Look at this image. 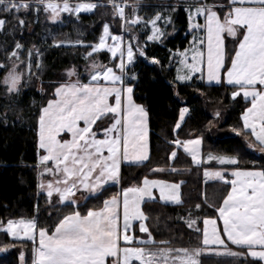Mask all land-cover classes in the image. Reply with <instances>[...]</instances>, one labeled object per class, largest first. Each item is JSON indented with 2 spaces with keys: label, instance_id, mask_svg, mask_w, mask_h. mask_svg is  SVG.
Here are the masks:
<instances>
[{
  "label": "snow or ice",
  "instance_id": "1",
  "mask_svg": "<svg viewBox=\"0 0 264 264\" xmlns=\"http://www.w3.org/2000/svg\"><path fill=\"white\" fill-rule=\"evenodd\" d=\"M99 6L80 0L75 3L73 0H0V14H4L0 17V32L4 31L9 16L16 19L23 30L26 21L19 18L22 10L25 14L34 12L37 20L43 11L49 20L56 22L63 13L79 20L80 13H91ZM107 6L112 7L113 18L119 17L121 32L127 33L128 39L123 34H113L110 25L104 23L98 43L54 42L55 47L66 44L91 48L83 57L91 61L85 65L88 79L83 82L75 68L67 69L66 76L76 79H69L54 88L47 104L41 106L37 121L38 175L39 178L52 177L37 187L46 191L50 208L59 205L72 210L58 217L53 228L39 227L36 218H21L8 219L6 223L0 221V231L13 242L23 238L33 241L32 264H202L200 257L205 253L243 257L245 261L250 257L249 264H264V167L241 168L238 156L209 153L203 157L200 136L169 143L176 149L183 148L197 166L215 161L222 170L205 168L204 176L230 187L217 205L207 203L206 195L204 203L195 205L199 214L207 204L213 208L214 216L201 218L200 215L193 216L189 210L185 223L199 238L195 246L157 248L142 208L150 201L155 202L153 190L159 191L161 201L181 203L179 190L183 182L170 183L145 176L139 184L122 187L121 191L104 199L101 206L87 208L86 213L80 210L81 202L76 198L78 192L88 194L83 196L86 206L87 200L99 198L107 185L121 184L122 165H141L151 158L149 117L147 110L133 100L134 89L128 85L136 81L138 75L135 71L130 73V69L137 56L164 68L157 58L147 55L146 48L149 42H160L165 35L159 22L171 23V17H164L159 11L149 19L138 15V3L129 5L126 0H107ZM127 8H131L130 16L126 14ZM185 11L192 40L183 51L169 49V67L172 61L178 64L170 83L175 86L177 82L191 81L199 73L200 79L203 81L206 76L209 84L231 86L235 89L231 93L232 99L242 95L250 105L241 115L242 127H234L232 131L245 138L249 149L264 153V0H227L219 4L186 0ZM148 28L150 34L141 44L139 35L133 30ZM229 38L234 44L233 54L228 52ZM109 39L111 43H108ZM23 48L17 41L5 61H0V70L5 72L0 86L8 96L19 94L25 76L29 80L33 76L39 79L32 66L35 52L36 68H41L40 50L35 46L29 48L25 61L20 56ZM101 51L110 54L107 63L92 59ZM21 65H25L24 71H21ZM188 112L186 107L180 109L174 134L178 135L177 130L182 127ZM219 117L217 111L214 120L209 122V131L217 126L215 120ZM177 155V150H173L169 159L174 160ZM228 167H231L230 172ZM165 171L178 172L174 167L151 170L153 174ZM54 192L58 195L56 203L52 201ZM134 221L139 224V232L147 234L146 239L135 235ZM159 243L167 245L169 241ZM10 246L0 247V252L7 251ZM230 246L240 251H233ZM21 261H24L23 252Z\"/></svg>",
  "mask_w": 264,
  "mask_h": 264
},
{
  "label": "trees",
  "instance_id": "2",
  "mask_svg": "<svg viewBox=\"0 0 264 264\" xmlns=\"http://www.w3.org/2000/svg\"><path fill=\"white\" fill-rule=\"evenodd\" d=\"M87 1V0H86ZM101 5L89 14H80L79 20L72 15H63L59 24L47 22L46 14L41 11L38 20L34 12L27 14L22 10L21 19L26 21V26L21 30L18 21L13 17H7V24L3 32H0V61H5L7 53H10L19 41L24 48L21 55L25 56L29 48H38L41 68L37 70L35 52L33 53L32 71L39 76H33L31 80L24 79L19 94L6 95L5 89L0 86V221L6 223L8 219L19 220L36 218L39 227L53 228L58 217L67 214L72 209L68 207L50 208L48 197L38 189V147L37 129L38 117L41 106L47 104L52 92L60 83L67 81L66 70L75 68L83 82L88 76L85 72L86 61L84 55L91 51L89 47L82 46H53L54 42L82 40L85 45L97 42L104 23L110 25L113 34L119 35L120 19L113 18V9L107 6V0H90ZM210 0H208V4ZM225 3L227 0H220ZM155 7V6H150ZM172 7V6H170ZM153 17L160 8H146ZM151 10V11H149ZM170 13L171 25L165 29V35L158 43H148L147 55L157 58L164 65L151 64L143 57H138L130 69L138 75L136 81H131L133 87V100L142 105L148 113L149 127V153L150 160L141 165H122V180L119 186L110 184L107 190L99 198L90 197L87 205L81 201L82 212L87 208L99 207L104 199L109 198L122 187L139 184L145 176L149 179H162L169 182L181 183V203L178 205H165L159 201L148 202L142 206L148 217L146 226L157 242L156 247L161 246L172 249L195 246L199 238L188 228L185 220L189 210L193 216H214L213 208L204 204L203 212L196 213L195 205L204 203L205 195L207 203L217 205L222 202V196L229 186L222 182L203 181L205 168H218L216 165L197 166L182 148L176 149L169 141L180 139H194L202 137L201 153L205 157L209 153L213 155L238 156L240 167L259 169L264 167V153L258 149H249L243 136H237L232 131L234 127H242L240 116L248 103L242 98L232 99V87L226 85L209 86L194 78L188 84L175 86L170 83L174 80V64L170 61L169 49L184 50L188 47L190 34L188 33V17L185 8L181 5ZM160 12V11H159ZM4 14H0L2 17ZM175 29V30H174ZM146 35L141 32L139 37L141 44ZM234 44L227 41L229 54H232ZM104 63L108 62V55L101 52L93 55ZM5 72L0 70V80ZM42 89V91H41ZM179 93L177 95L176 93ZM188 108L182 127L174 134L176 122L179 120L181 108ZM219 111L220 117L215 120L217 124L209 131V122L214 120V114ZM187 114L190 116L188 117ZM108 123L107 119L104 121ZM173 150H177V157L170 160ZM176 168L177 173L169 171L152 173L153 168ZM231 170V167H228ZM53 203L56 198L52 197ZM37 205L39 211L37 212ZM52 213L51 217L49 213ZM202 229V219L200 222ZM160 241H169L167 245H160ZM12 245L7 251L0 252V264H32L33 242L12 241L5 232H0V247ZM233 251H240L230 246ZM21 252L24 253V261H21ZM202 264H249L251 258L229 256H216L205 253L200 257Z\"/></svg>",
  "mask_w": 264,
  "mask_h": 264
},
{
  "label": "rangeland",
  "instance_id": "3",
  "mask_svg": "<svg viewBox=\"0 0 264 264\" xmlns=\"http://www.w3.org/2000/svg\"><path fill=\"white\" fill-rule=\"evenodd\" d=\"M76 2V0H73V3H75ZM80 2H92V1H90V0H80ZM126 2L129 4V5H134V4H139V7H138V15H140V16H142V17H144L145 19H149V17L148 16H150V13H148L147 11V9L146 8H160L159 9V11L162 13V15L164 16V17H169L170 16V13L172 12V11H170L173 7L174 8H176V7H178L179 5H181V6H183L184 8H185V6H186V0H126ZM207 2H208V0H207ZM92 3H95V2H92ZM209 3L210 4H219V3H222L220 0H210L209 1ZM98 4V3H97ZM150 6H155V7H150ZM170 6H172V7H170ZM95 10V9H94ZM93 10V11H94ZM149 11H151V10H149ZM65 14H67V13H63V14H61V17H60V19L59 20H57L56 22H52L51 20H49L48 18H46V20H47V22H50V23H52V24H59L60 23V21H61V19H62V17H63V15H65ZM80 14H89V13H84V12H82V13H80ZM79 14V15H80ZM126 14H128L129 16L131 15V8H127L126 9ZM69 15V14H68ZM72 16H74V15H72ZM153 16H155V15H153ZM75 17V16H74ZM119 18V17H118ZM171 25V23L170 24H167V25H165V23H164V21H160L159 22V26L162 28V29H164V31H165V29L166 28H168L169 26ZM102 29H103V26H102ZM102 29H101V33H100V35L102 34ZM119 30H121V21H120V24H119ZM111 31V30H110ZM134 32H137V34L139 35V37L141 36V32H144L145 34H150V28H148V29H145L144 31H140V30H138V29H134L133 30ZM121 34H123L124 36H125V39L127 40L128 39V34L127 33H120L119 35H121ZM99 35V36H100ZM99 38V37H98ZM145 40H146V38H145ZM96 43H98V40H97V42ZM108 43H111V40L109 39V41H108ZM149 43H158V42H149ZM62 46H68V45H62ZM95 55V54H94ZM20 56H21V59H23V60H25L26 61V58H27V54L25 55V56H22L21 55V52H20ZM97 60V59H96ZM17 63H19L18 61H17ZM25 70V65H21V71H24ZM27 78V76H25V79ZM71 78H73V77H71ZM71 78H69V77H67L66 76V79L67 80H69V79H71ZM50 179H52V177L51 176H45V177H43V178H39V175H38V184L39 183H41V182H43V183H47V181L48 180H50ZM210 179H212V178H210ZM215 180V179H214ZM110 185V184H109ZM108 186V185H107ZM40 192H43V193H46V191H44V190H39ZM86 195H88L87 193H83V195H81V193H77V199L78 200H80V202L83 200V196H86ZM53 197H55L56 198V200L58 201V196L57 195H55V192L53 193ZM56 201V202H57ZM189 228V227H188ZM1 232H3V231H1ZM23 235V234H22ZM212 254V253H211ZM217 256V255H216ZM240 258H243V257H240Z\"/></svg>",
  "mask_w": 264,
  "mask_h": 264
},
{
  "label": "crops",
  "instance_id": "4",
  "mask_svg": "<svg viewBox=\"0 0 264 264\" xmlns=\"http://www.w3.org/2000/svg\"><path fill=\"white\" fill-rule=\"evenodd\" d=\"M227 2V1H226ZM225 2V3H226ZM222 14V13H221ZM199 22H201V23H203V20H200ZM188 33H189V31H188ZM190 34V33H189ZM162 39V38H161ZM192 40V35L190 34V41ZM229 40L231 41V38H229ZM189 41V42H190ZM188 47H189V45H188ZM187 47V48H188ZM183 51V50H182ZM101 52H105V53H107L106 51H101ZM100 52V53H101ZM233 54V53H232ZM107 55H108V57L110 56V54L109 53H107ZM175 62V64H174V77H175V75H176V68L178 67V64H177V62L176 61H174ZM229 64H230V60H229ZM194 78H197L200 82H202V83H204L205 85H209V86H218V84H216L215 82H212L211 84H209L208 82H207V80H206V76H205V79L202 81L201 79H200V77H199V73H197L196 74V76L194 77ZM193 78V79H194ZM76 79V77L75 76H73V78H71V80H75ZM192 81V80H191ZM191 81H188V82H185V83H179V82H177V83H179V84H188V83H190ZM87 82V81H86ZM224 85H226V84H224ZM128 86H130V85H128ZM226 86H228V85H226ZM229 87H231V86H229ZM235 90V89H234ZM237 98H242L244 101H245V99H244V97L241 95V96H239V97H237ZM246 102V101H245ZM248 103V102H247ZM248 106H250L249 104H248ZM240 118H241V116H240ZM241 120V119H240ZM241 125H242V120H241ZM63 135V134H62ZM65 138H69V137H65ZM102 138V137H101ZM148 142H149V136H148ZM183 149V148H182ZM41 152H42V150H40ZM188 155V154H187ZM201 155H202V153H201ZM189 156V155H188ZM190 157V156H189ZM205 157H207V156H205ZM190 159H191V157H190ZM204 165H216V166H218V168H208L210 171H215V170H222V168H221V166L220 165H218L215 161H211L210 163H208V164H204ZM229 172L231 171V170H228ZM229 179H231V177L229 176L228 177ZM159 180H162V179H159ZM166 181V180H165ZM203 181L205 182V183H208V182H221V181H218V180H214V179H210V178H206L205 176H204V171H203ZM169 182V181H168ZM170 183H174V182H170ZM230 187V186H229ZM121 191V190H120ZM154 191V195H155V197H156V199H155V201L157 200V201H159V202H161L162 204H165V205H178V204H176V203H173V202H171V201H161L160 199H159V191L158 190H153ZM180 191V200H181V190H179ZM46 194V193H45ZM55 195H57L56 193H55ZM82 195V194H81ZM58 196V195H57ZM180 204V203H179ZM143 206V205H142ZM121 223H122V221H121ZM135 225H136V230H135V235L136 236H138V237H142V238H147V234H142V233H140L139 232V224H138V222H133ZM220 226V228L222 229V227H223V225H222V223L219 225ZM202 228H203V224H202ZM1 232V231H0ZM23 233L21 232V236L23 237V235H22ZM9 237V236H8ZM10 238V237H9ZM11 239V238H10ZM17 241H30V242H33V241H31V240H28V239H26V238H23V239H19V240H17ZM38 242H39V237H38V230H37V238H36V244L38 245ZM235 247V246H234ZM250 258V257H249Z\"/></svg>",
  "mask_w": 264,
  "mask_h": 264
},
{
  "label": "built area",
  "instance_id": "5",
  "mask_svg": "<svg viewBox=\"0 0 264 264\" xmlns=\"http://www.w3.org/2000/svg\"><path fill=\"white\" fill-rule=\"evenodd\" d=\"M187 116L189 117L190 115H189V114H187Z\"/></svg>",
  "mask_w": 264,
  "mask_h": 264
}]
</instances>
